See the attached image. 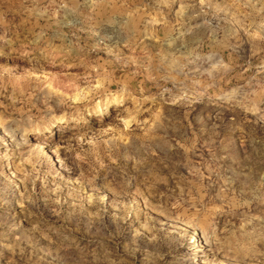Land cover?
I'll return each instance as SVG.
<instances>
[{"label":"rangeland","instance_id":"rangeland-1","mask_svg":"<svg viewBox=\"0 0 264 264\" xmlns=\"http://www.w3.org/2000/svg\"><path fill=\"white\" fill-rule=\"evenodd\" d=\"M0 264H264V0H0Z\"/></svg>","mask_w":264,"mask_h":264},{"label":"bare ground","instance_id":"bare-ground-1","mask_svg":"<svg viewBox=\"0 0 264 264\" xmlns=\"http://www.w3.org/2000/svg\"><path fill=\"white\" fill-rule=\"evenodd\" d=\"M188 251L187 252H192V253H196L198 252L197 248H194V247H190V248H187ZM197 259V258H196Z\"/></svg>","mask_w":264,"mask_h":264}]
</instances>
